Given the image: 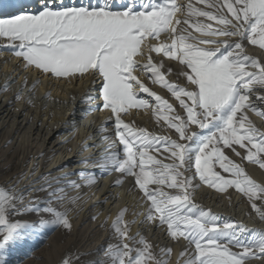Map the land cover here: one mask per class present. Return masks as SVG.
Masks as SVG:
<instances>
[{"label": "snow or ice", "instance_id": "snow-or-ice-1", "mask_svg": "<svg viewBox=\"0 0 264 264\" xmlns=\"http://www.w3.org/2000/svg\"><path fill=\"white\" fill-rule=\"evenodd\" d=\"M10 4L16 11L0 18V37L11 42V49L21 58L25 69L34 68L41 75L69 81L88 74L99 78L97 107L114 116V134L124 153L120 158L118 152H113L104 164L134 178L143 198L150 202L147 221L158 220L160 225H166L172 239L183 238L193 246L185 264L264 261V231L249 230L235 221L218 223L216 214L195 203L194 191L200 185L193 184L198 177L218 191L234 188L247 197L250 207L264 219V184L256 183L241 164L225 154L227 148L241 156L238 146L244 150L242 160L264 168V131L250 118V111L264 118V57L249 55L245 44L247 41L264 49V0H224L220 7L227 14L219 11L213 14L194 8L191 3L187 5L189 15L207 17L222 25L214 28L211 24L197 23V31L205 37H238L235 41L200 39L187 28L178 31L182 21L176 14L184 5L176 0H145L140 8L133 2L121 10H116L109 0L102 5L44 0L35 11H29L21 0H11ZM162 33H167L170 43L158 42ZM190 39H198L199 43H189ZM161 53L159 60L154 59L153 54ZM165 57L182 65L177 73L185 78V86L165 79L172 71L165 67ZM139 72L148 73L153 83L163 84L179 101L183 112L169 122V127L175 129V139L134 129L122 118L133 107L148 106L147 100L138 98L141 92L154 97L165 110H173L167 100L150 91L139 78ZM12 83L15 80H9L3 90L7 91ZM38 83H33V91ZM22 96L21 90L14 98L19 100ZM151 152L160 153L171 162L165 163ZM216 165L233 178L216 171ZM60 171L63 173V169ZM41 179L46 187L39 191L52 189L48 177ZM53 179L65 182L64 187L49 193L50 196L59 193L60 199H67V188L83 186L68 179L67 174ZM85 179L89 186L93 184V179ZM149 185L159 187L150 189ZM165 186L178 191L166 192ZM24 199L23 192L0 187V264H11L9 257L20 249L22 233L35 230L30 220L16 219L17 216L49 213L53 218L41 219V226L62 227L69 233L72 230L67 210L41 208L32 202L31 206L24 205ZM126 211H121L113 224L120 242L106 250L105 264H167L163 256L154 254L153 245L146 238L129 234V226L124 223ZM249 231L256 237L242 238ZM171 251L167 247L161 249L165 256ZM61 264L71 262L62 258ZM76 264H80L79 259Z\"/></svg>", "mask_w": 264, "mask_h": 264}, {"label": "bare ground", "instance_id": "bare-ground-1", "mask_svg": "<svg viewBox=\"0 0 264 264\" xmlns=\"http://www.w3.org/2000/svg\"><path fill=\"white\" fill-rule=\"evenodd\" d=\"M30 2L31 3L26 4L25 7L29 11H35L40 5L44 3V0H32ZM63 2L65 4H73L79 2L81 4L91 3L92 5H102L104 3V0H63ZM109 2L113 4L116 10H121L124 5H130L133 2L135 3L136 7L139 8L145 2V0H109ZM177 2L178 4L182 3L181 0H177ZM14 11H16V9L12 8V6L9 8L4 7L0 9V18H6L8 13ZM184 13L185 10H183L182 8L181 11L176 14L177 18H183ZM179 30L180 29L178 26V31ZM189 31L190 30L188 29V32ZM192 36L198 37L200 39H218L221 41H235L239 39L238 37H205L204 35L199 34H194ZM166 37L167 33H162L160 41L158 42L170 43V39H166ZM193 43L198 44L199 40L196 39ZM247 44L246 47L249 48L250 46L249 44ZM200 46L214 47L215 45ZM246 51L252 53V50ZM153 55L154 59H157L155 57V54ZM144 62H147L146 58ZM138 76L148 87L149 85H154V89H150L151 92H155L157 89L158 92L166 96V99L168 98V100L170 99L172 101L176 100L172 95L167 94L164 90H162L161 86H159L160 84L158 85L157 83H153V80L149 78L148 73L139 72ZM9 80H15V83H12L10 88L7 91H4V86L8 84ZM25 80L27 81L26 86ZM36 81H39V83L35 88V91H33L32 85ZM176 83H178V81ZM100 85L101 81L99 80V78L94 77L90 74L85 75L82 79L77 77L69 81L64 78L50 77L48 74L41 75L40 72L35 70L34 68L25 69L23 63L21 62V58L13 55L11 53V49L7 48L4 45V42H2L0 39V131H2L3 128H6V126H8L9 124L12 125L10 126L11 128L17 127L18 130L23 128L27 129L30 134L36 136L37 138H42L46 155H49L50 159L49 161L46 160V162L40 161L37 164V171L33 174H30L25 181L14 187V189L17 188V191L22 190V192L25 193L27 190H24L27 189L30 185L35 184L37 187L39 186L41 181L45 182L41 179L42 176L48 177V182L53 181V183L51 184L52 189H59L64 187L65 182H57L53 178L67 174L68 179L76 181L77 183L83 185L79 189H66V195L68 196V198H71L73 196H79L81 198L80 202L77 205H72L67 209L70 221L75 222L76 225H79L80 223L82 225L87 223L88 221L92 222V224L95 225L98 224L100 229H105V231L107 232V236L112 235L114 236L113 239L115 240V238L119 239V236L115 233L113 224L117 219L119 213L127 209L124 215V223L129 226L130 235L139 237L144 233H152L153 231L150 228L149 229L152 231L148 230V227L146 226L147 223L142 219L141 216V214H143L144 212L146 204L141 205L139 203V200H136L135 196H128L126 190L129 189V187H132V185L130 184L131 181L134 182L133 178L123 177L120 172L112 170L110 164H104L105 159L113 152H118L120 158L123 157L124 153L118 137H116L114 134V116H112L109 110H101L97 107L99 101H97L95 97L97 95V92L100 90ZM21 90L23 91V96L21 99L16 100L14 97ZM155 93L157 94V92ZM46 97L48 98L45 99ZM138 98L147 100L149 104L147 107H133L127 114H122V118L126 123L130 124L131 122H135L137 120L139 121L138 124H140L144 122V120H149L148 114L154 111V105L152 104L153 101L151 99V96L141 92L138 94ZM32 99H34L35 102V105L33 107L37 109L36 112H33L32 110H34V108L29 105V102H31ZM57 99L66 101L68 100L67 107H59L58 109H62L61 112H57V109L55 108L54 113L52 111L51 113H49L48 109H46L48 103H52ZM42 105L44 106L42 107ZM254 121V124H256L257 126L258 123L259 129L261 131H264V118L257 116L254 117ZM261 123L262 125H260ZM105 136H108L109 139L105 140ZM113 143L115 144V147L112 146ZM249 166L250 168H253V174H258L259 178L256 174L254 175V177H257L259 182L261 184H264V168L256 165ZM41 167L42 169H40ZM105 167L108 168V174H105ZM61 169H63V173L60 171ZM80 172H84L85 175L83 177L77 175ZM85 177L93 179V184L91 186L88 185V180L85 179ZM118 180H122L123 183L117 184L116 182ZM14 185H16V183H13L12 186ZM27 196L28 195H25V197ZM58 197L55 196L54 199ZM127 200L130 202L129 206H127L126 204ZM100 201L106 202L99 203ZM74 202L75 201H73V203ZM216 203L217 202H215L214 200L213 209L216 210L215 212H218L216 215L220 218L221 216H223V214H219V212H222L224 208L221 209L222 206H214V204L216 205ZM137 207L140 209L138 213L134 210L131 212V208ZM223 212L229 211L223 210ZM243 215V212H241L240 215L235 214L236 218L239 219ZM257 219H259L260 221H258ZM242 221L245 222V224H255L258 226L256 227L257 229L263 228L264 231V219H262L259 214H257L255 218H253L252 216L244 215ZM218 223L224 224L229 223V221L223 220V222L221 221ZM156 232L158 234V231ZM160 232L162 233L163 231ZM57 234L55 239H58V237H60ZM247 234L246 239H253L256 237V234L251 231L247 232ZM24 241L25 239H22L21 246ZM32 242H34V238L32 239ZM161 242L164 243V248L167 247L172 250L170 255H167L168 258L165 256L167 264H185L188 256L192 254V250H190V247L185 244V241L181 247L178 246L179 244H176L177 246H174L175 244L173 242L175 241H169L170 243H168L165 239H163L161 240ZM233 250L235 251L236 249ZM184 253L186 254L182 255ZM249 264H264V261L253 260Z\"/></svg>", "mask_w": 264, "mask_h": 264}, {"label": "rangeland", "instance_id": "rangeland-1", "mask_svg": "<svg viewBox=\"0 0 264 264\" xmlns=\"http://www.w3.org/2000/svg\"><path fill=\"white\" fill-rule=\"evenodd\" d=\"M30 1L32 0H21V2L24 5L31 3ZM181 2H182L181 4L184 5L183 10H185V13H184V17L180 19L182 21V24L179 25L180 30L187 28L190 30L189 33H191V35H194V34L203 35L201 34V32L197 31L196 29L197 23L211 24L214 28L222 27V25L217 24L216 21L209 20L207 17L189 15L187 5L191 3L194 8H199L202 11H210L213 14H216L218 11L224 12L225 14H227L226 9L220 7L223 4L224 0H181ZM10 3H11V0H0V9L4 7L5 8L11 7ZM209 5H213V7H209ZM185 20H187V23L183 22ZM220 37L224 38L225 36H220ZM0 39L2 42H4V45L7 48L11 49L10 47L11 42L7 38L0 37ZM190 40L188 41L189 43L195 42V40L193 39H190ZM245 43L247 44L248 42L246 41ZM248 44L251 47V49L250 47L249 48L246 47V50H252L251 51L252 53L248 52L249 55H256V52H257L256 56L258 58L263 57V52H264L263 49L259 48L258 45H251L250 43ZM11 53L15 55L12 49H11ZM162 55H163L162 53L155 54V57L157 58L156 60H159ZM164 63H165L166 68L172 69L170 73H167L165 79L174 85H177V86L180 85L181 87L185 86L186 84L185 78L183 76H178V73H177V70L182 67V65L179 64V61L171 60L169 58L168 59L164 58ZM177 81L178 83H176ZM157 84L158 85L160 84L159 86H161L162 90H164L167 94L172 95L171 92L163 84L161 85V83H158V82ZM152 85H149L150 89H154V85L153 86ZM155 92H157V95L160 93L157 91V89ZM144 94L149 95L148 93H144ZM159 96L167 100L173 106V110L172 111L165 110L164 107L162 105H159V102L158 101L156 102L154 97L151 96V99L153 101L152 104L154 105L153 107L154 111L148 114L149 120L147 121L144 120V122L140 124H138L139 121L136 120L135 122H131L130 125L133 126L134 129H143L152 136H157V137L166 136V137H171L172 139H175L176 138L175 129L169 127V122L170 120L174 119L178 113L182 114L183 110L180 108L178 100H174V101L170 99L168 100V98L166 99L165 98L166 96H164L162 93H160ZM47 98L48 97H46L45 99ZM174 99L176 98L174 97ZM69 100H70V97H69ZM67 101L57 99L52 103L49 102L46 109H48L49 113H51V111L54 113L55 108L57 109V112H61L62 109H58V108L67 107ZM29 105L32 108H34V110H32L33 112L37 111V109L33 107L35 105L34 99H32L31 102H29ZM158 105L160 107L159 112H157ZM43 106L44 105H42V107ZM257 116L258 115H256L254 112L250 111V118L253 120L254 123H255L254 117H257ZM260 125H262V123ZM10 126L12 125L9 124L8 126H6V128H3V130L0 131V187L5 188L6 190L14 189V187L19 185L21 182L25 181L29 177L30 174H33L34 172H36L38 169L37 164L40 161L46 162V160L47 161L50 160L49 155H46V151L44 148L45 146H43L44 144H43L42 138L40 137L37 138L36 136L30 134L25 128L18 130L17 127H13L14 128L13 129ZM258 126L259 125L257 123L256 127L259 128ZM201 131H206V130H201ZM237 150L241 152V156H236L235 153H233L230 149H227V148H225V154L234 162L241 164L245 172L256 183L261 184L259 180L257 179L258 174L255 173L257 177H254L255 174H253L254 173L252 170L253 168H250L249 166V165H253V166L254 165L259 166V165L252 164L248 162L247 160H242L241 157L244 155V150L240 149L238 146H237ZM150 154L154 155L157 159H163L165 163L171 162L170 159L163 157L160 153L151 152ZM214 168L216 171H219L222 175L228 176V178H233L229 174L224 173L223 170L219 168V166L216 165L214 166ZM40 169H42V167ZM186 175H190V173H186ZM123 177L133 178L132 176H124V175ZM13 183H16V185L12 186ZM49 183L52 184L53 181H50ZM197 183H199L200 185L198 188H195V191H194V201L197 205L203 207L205 210L210 209L212 213L217 214L218 212H215L216 210L213 209V203L215 200V202L217 203L216 205L214 204V206L216 207L222 206L221 209L224 208L223 210L229 211V212H223L222 210L223 213L219 212V214H223V216H221L220 218L218 217V220H219L218 222H221V221L223 222V220H226L229 222L235 221L239 224L246 226V228L249 230H252L253 228L257 229L256 228L258 227L257 225L255 224L251 225L250 223L245 224V222L242 221L244 215L252 216L253 218H255V216L258 214L250 207V201L247 199V197L243 193H241L240 191L234 188H228L226 191H218L208 186L204 182L199 181L198 177L196 178L195 181H193L194 185ZM130 185H132V187H129V189L126 190L128 196H135L136 200H139V203L141 205L146 204V207L144 208V212L143 214H141V216H142V219L146 221L147 223L146 226L148 227V230L149 231L153 230V231L152 233L143 232L144 234L142 233L143 235L142 236L140 235L139 237H144L149 243L151 244L153 243L152 251L154 252V254H157L159 256L161 255L164 258L166 257L168 258L169 255L165 257V255L161 253V248L164 249L165 247L164 243H162L163 241L161 242V240L163 239H165L168 243H170L169 241L171 242L175 241L173 242L175 244L174 246H177L179 244L178 246L180 247L182 246V244H184V241H185V244L188 247H190V250H192L193 246L189 245L187 240L183 238H180L178 241L174 239L172 240V238L169 237L170 236L169 233L166 231V225L160 226V224L158 223V220L153 221V222L146 220L148 209L150 207V202L146 201V199L143 198L142 191L139 189V187L134 182L131 181ZM29 187L24 190V191L27 190L24 193V195H28L27 196L28 198L25 197V199L23 200L24 205L30 204L29 206H31L30 202H32V203H37L41 208L49 206L57 211H62V210L65 211L70 206L77 205L81 200L79 196H78L79 199L77 200H76V196H73L71 198H68L67 196V199H66L67 201L65 199L60 200V198L58 197L59 194L56 196L58 198L54 199L55 196L49 195V193L51 192V189H48L47 191H39L40 188L46 187V184L43 181H41L39 186L37 187L35 184H32ZM156 187H159V186L149 185L150 189H154ZM204 188L206 189V191ZM16 189L17 188H15L14 190L17 193L22 192V190L17 191ZM68 189H71V188H68ZM164 191L176 192L178 190L168 189L165 186ZM73 201L75 202L73 203ZM65 203L66 204L68 203V204L66 205ZM126 204L127 206H129L130 202L127 200ZM138 209H139L138 207L131 208V212L134 210L138 213L140 211V209L139 210ZM241 212H243L244 215L240 219L236 218L235 214L240 215ZM52 218L53 216L51 214L45 213V212L23 214L21 216L16 217V219L30 220L35 225V230L31 232L22 233L23 239H25L26 242L24 241V243L19 249L20 251L18 250V251L13 252L12 255L9 257L11 264H61L62 258L64 260L70 261L71 264H76V261L78 259L80 260V264H105V261L107 259L106 250L109 248V245L115 247L120 242L118 238H115L114 240L113 239L114 236L112 235L107 236V232L105 231L104 228L100 229L98 224L96 225L92 224V222L90 221L82 225L81 223L79 225H76L75 222L71 221L73 227L70 233L67 230L63 229L62 227L55 228L50 225L41 226L40 224L41 219L50 220ZM257 220L260 221L259 219ZM149 228L152 230H150ZM259 230L263 231V228ZM156 231H158L159 235L157 234ZM160 231H163V232L161 233ZM37 232L39 233L38 235H37ZM56 234L60 236V237L57 236L58 239H55ZM246 234L247 232L244 234L242 238L245 237L246 239L247 238ZM30 238L32 239L34 238V242H32V239ZM160 244H161V247H160ZM134 247H141V245L134 244ZM251 262L252 261H248L246 262V264H249Z\"/></svg>", "mask_w": 264, "mask_h": 264}]
</instances>
